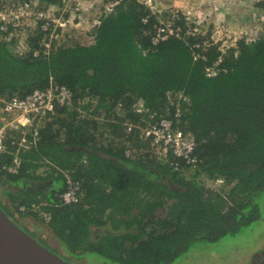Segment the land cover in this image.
Instances as JSON below:
<instances>
[{
	"label": "trees",
	"instance_id": "obj_1",
	"mask_svg": "<svg viewBox=\"0 0 264 264\" xmlns=\"http://www.w3.org/2000/svg\"><path fill=\"white\" fill-rule=\"evenodd\" d=\"M18 1L43 10L61 0ZM170 23L179 36L153 45ZM41 25L27 32L23 52L16 51L18 39L8 38L11 26L0 30V94L23 99L55 84L72 99L41 120L39 140L20 153L16 173L4 169L13 153L0 154V196L7 200L0 197V209L14 224L23 227L15 218L28 216L45 223L70 263L97 257L173 264L260 220L264 36L223 50L211 29L197 33L182 14H154L139 0H114L88 45L53 42L46 49ZM138 105L171 117L179 106L176 127L196 141L191 176L181 160L174 171L175 159L158 156L137 128L126 134L128 124H144ZM218 180L217 188L207 185ZM68 182L79 183L76 203L61 199Z\"/></svg>",
	"mask_w": 264,
	"mask_h": 264
},
{
	"label": "built area",
	"instance_id": "obj_2",
	"mask_svg": "<svg viewBox=\"0 0 264 264\" xmlns=\"http://www.w3.org/2000/svg\"><path fill=\"white\" fill-rule=\"evenodd\" d=\"M0 1H2L0 9L2 27L0 30L6 32V26H11L12 32L9 33L8 38H13L17 33L23 31V24L26 21L32 20L35 24L34 28L38 22H42V30L49 35L48 42L43 45L46 49H50L53 42L55 46H60L57 37L72 19L75 22L76 19L80 18V14H78L81 10L80 6H83V2H85V0H61L60 6H52L42 10L39 8L38 3L34 1ZM4 1H9V4H4ZM152 2H148L149 6L144 5L155 14L156 12L151 9ZM112 7L113 5L105 9V12H110ZM99 17H96V20L93 21V27L99 24ZM185 20L188 23H193V21H189L188 17H185ZM172 25L170 23L165 27H160L152 39V44L157 45L160 41L167 39L168 36L178 37L180 29L174 28ZM28 31L26 29V34ZM71 99L72 94L66 87L55 84H51L45 91L36 90L23 99L16 96L7 98V96L0 94V154L9 152L14 155L11 164L4 167L5 170L12 174L18 171L21 166L20 153L31 150L39 140L38 126L40 127L41 120L51 114L56 107L70 104ZM136 112L145 114V118H142L144 124L137 126L128 124L129 132L137 128L141 137L150 141L151 148L155 150L158 156L167 159L171 155L175 159L170 162V166L174 171L181 168L179 160L183 161L191 171L197 168L198 161L194 156L196 149L194 136L176 127V120L181 117V110L178 105L173 117L168 113L159 114L147 111L142 106ZM215 184H223V181L218 180ZM79 194V183L68 182L67 190L63 193L61 199L65 204L76 203Z\"/></svg>",
	"mask_w": 264,
	"mask_h": 264
},
{
	"label": "rangeland",
	"instance_id": "obj_3",
	"mask_svg": "<svg viewBox=\"0 0 264 264\" xmlns=\"http://www.w3.org/2000/svg\"><path fill=\"white\" fill-rule=\"evenodd\" d=\"M149 6L156 13L161 12L168 15L182 14L193 21L197 33H204L208 29L212 30L211 40L219 43L221 49L225 50L233 47L241 39L252 42L260 36H264V0H139ZM8 5L9 1H4ZM114 5V0H85L80 6V18L72 19L60 32L57 37L59 45L70 44H90V32L94 25V20L99 17L105 9ZM258 5V6H257ZM260 6V7H259ZM75 23V25H74ZM34 23L26 21L23 24V31L17 33L18 39L16 51L25 50L26 29L32 30ZM29 27V28H27ZM56 39V40H57ZM141 105L135 107L139 109ZM83 114V113H82ZM143 123V119L141 121ZM126 134H129L126 128ZM145 142V141H143ZM142 143V142H141ZM151 147V146H150ZM155 152V150H153ZM46 169V168H44ZM44 170H39L38 173ZM46 171V170H45ZM191 176L192 171L184 173ZM211 188H217L220 184L207 182ZM228 187L225 188V191ZM1 197V196H0ZM7 203V200L1 197ZM260 204V220L244 229L236 237H228L218 244L207 245L205 247L196 246L184 256L180 257L173 264H250L253 256L264 247V198L258 200ZM37 211V210H36ZM157 216L164 217L163 211H158ZM46 219V218H45ZM12 220V219H11ZM16 222H21L23 227L17 225L23 232L34 239L39 245L46 248L60 259H70L65 249L54 238L48 226L33 217L25 219L15 218ZM47 220V219H46ZM13 221V220H12ZM73 264H107L97 257L75 259Z\"/></svg>",
	"mask_w": 264,
	"mask_h": 264
},
{
	"label": "water",
	"instance_id": "obj_4",
	"mask_svg": "<svg viewBox=\"0 0 264 264\" xmlns=\"http://www.w3.org/2000/svg\"><path fill=\"white\" fill-rule=\"evenodd\" d=\"M0 264H72L52 254L23 232L0 209ZM250 264H264V247Z\"/></svg>",
	"mask_w": 264,
	"mask_h": 264
},
{
	"label": "flooded vegetation",
	"instance_id": "obj_5",
	"mask_svg": "<svg viewBox=\"0 0 264 264\" xmlns=\"http://www.w3.org/2000/svg\"><path fill=\"white\" fill-rule=\"evenodd\" d=\"M73 264V263H72Z\"/></svg>",
	"mask_w": 264,
	"mask_h": 264
}]
</instances>
